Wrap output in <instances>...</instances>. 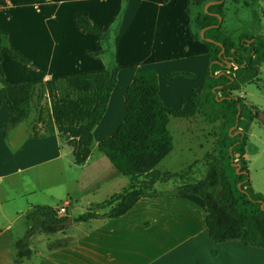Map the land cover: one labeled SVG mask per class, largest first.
I'll return each mask as SVG.
<instances>
[{"label":"crops","instance_id":"crops-1","mask_svg":"<svg viewBox=\"0 0 264 264\" xmlns=\"http://www.w3.org/2000/svg\"><path fill=\"white\" fill-rule=\"evenodd\" d=\"M123 1L0 0V32L8 47L21 57L2 52L5 82L8 86H37L29 118L5 134L12 112L0 83V190L7 187V198L3 201L0 195V264H15V243L29 229L15 232L16 221L23 218L27 222V215L35 207L63 208L64 216L73 221L89 210L99 211L98 205L132 187V179L119 173L103 153L95 155L94 149L113 136L125 120L124 95L136 73L157 71L159 95L171 109H180L183 99L204 87L210 57L205 43L192 36L195 29L186 12L188 0H127L121 14ZM78 14L102 34L112 30L121 14L115 39L118 88L93 131L87 162L78 166L73 157V162L59 171L56 167H61L65 152L63 139L56 128L53 133H45L52 110L48 93L39 87L48 81L110 67L104 59L110 51L109 41L95 32L82 31L75 19ZM9 69L14 71L10 78L16 80L15 84L8 83ZM180 72L193 77L171 76ZM243 87L238 93L241 97ZM45 114L50 115L46 122ZM193 121L194 117L190 118ZM211 153L207 150L203 159ZM45 167L53 171L40 170ZM194 172L195 168L185 180ZM46 180H53V186H46ZM160 183L165 181L157 183L154 190L169 192L177 188L175 182L171 188L156 189ZM15 186L24 190L19 192ZM21 199L25 208H13ZM4 208L9 215L4 214ZM84 208L86 211H80ZM72 210H76L74 217ZM250 247L236 241L214 243L205 226V201L199 195L181 193L141 198L118 218L100 217L80 223L79 233L69 246L32 249L33 256L20 264H255Z\"/></svg>","mask_w":264,"mask_h":264},{"label":"trees","instance_id":"trees-1","mask_svg":"<svg viewBox=\"0 0 264 264\" xmlns=\"http://www.w3.org/2000/svg\"><path fill=\"white\" fill-rule=\"evenodd\" d=\"M221 0H188L186 12L193 17V38L205 43L210 57L204 87L199 93L182 101L180 109L165 106L159 95V78L155 69L136 73L124 95L127 116L117 132L102 141L98 149L123 176L130 177L132 187L122 194L97 206V210L109 209V218L115 219L128 212L145 197L175 196L181 193L199 195L205 201V226L209 237L216 244L240 242L253 248L264 249V194L255 192L249 177V164L245 159L249 130L256 119L254 108L238 95L242 87L258 81L264 65V36L243 34L233 40L222 30L224 5L205 6ZM204 7L202 12L197 9ZM84 32H95L103 38L106 34L84 16L75 17ZM224 21V20H223ZM218 26V27H216ZM207 29L205 38L201 31ZM220 43L224 47L222 53ZM7 51L17 59L21 57L6 44L0 32V83L12 112L5 134L29 118L31 104L37 92L34 84L8 86L3 72L2 52ZM232 64L231 69L226 63ZM119 68L48 81L40 90L49 95L51 118L48 133L56 128L59 136L73 151L74 163L81 166L91 156L93 131L107 111L112 92L118 88ZM171 76L193 77L180 72ZM204 112L212 122L221 120L219 153L211 155L205 178L184 184L173 191L154 190L157 183L170 181L184 175L162 173L158 165L173 151V138L168 129L170 118L190 119ZM233 128L232 131H230ZM238 154V157H237ZM209 156V155H208ZM142 179V180H140ZM31 225L25 235L16 241L15 264L33 256L31 238L37 233L56 234L64 230L62 225L70 220L59 217L57 210L37 206L28 215ZM96 210H89L73 220L86 223L98 219ZM70 244L61 247H67Z\"/></svg>","mask_w":264,"mask_h":264},{"label":"rangeland","instance_id":"rangeland-1","mask_svg":"<svg viewBox=\"0 0 264 264\" xmlns=\"http://www.w3.org/2000/svg\"><path fill=\"white\" fill-rule=\"evenodd\" d=\"M122 4L121 14L126 8L127 0H124ZM203 9L204 7H200L197 9V12H202ZM121 14L115 20L112 30L107 32V34L105 33L106 36L104 37L109 41L108 43L110 45V51L106 53L104 58L110 62L109 68L116 65L115 54L117 42L115 39L118 31V24L121 21ZM223 20L222 30L233 40H237L243 34L250 36H264V0H225ZM191 25L193 26V17H191ZM3 55L7 56L6 53ZM13 73V69H9L8 83L10 84H15L16 82V80L10 78V75L12 77ZM242 97L245 98L248 106L254 108L252 113L254 115L256 114V119L249 130V140L246 147L245 159L249 164V177L252 188L255 192L264 194V65L261 68V75L258 81L252 84H246L243 87ZM47 105H49L48 102ZM44 117L46 122L50 115L45 114ZM171 118H173V120L169 124V131L173 138L174 149L171 154L158 165L157 170L170 173H179L182 170H185L183 176L174 180L177 182L178 187L180 183L188 184L197 182L206 176L208 170L207 165L211 160V155H213V153L218 155L220 151L218 140L222 134L223 121L217 120L212 122L210 116L204 112H200L194 117L193 122L197 127L190 122V119ZM232 130L233 128L230 131ZM45 133H48V127L45 128ZM35 134L38 135L39 132H36ZM204 139H208V141ZM62 145L65 152L63 159L59 162L61 166L59 167L60 169L56 167V170L59 171H63L65 165L73 162L71 147L65 141H63ZM200 145H202V147H200ZM207 150L212 153L208 154L209 156L206 158V162V160L203 159V153L207 152ZM94 154H100L97 147L94 149ZM194 168L196 172H194L191 175V178L186 181V175L191 173ZM40 170L48 173L53 171V169H48L47 167ZM33 173L36 174L37 172ZM128 181L130 183L129 179ZM174 181L160 183L156 186V189L171 188L174 186ZM46 184V186H53V180H46ZM15 188H17L19 192L24 190L22 187L18 188L15 186ZM0 191L1 198L4 201L7 198V187L3 186ZM36 199L41 201L38 197ZM15 207H19L20 209L25 208L22 199L14 202L13 208ZM83 210L86 211L85 208L80 209V211L84 212ZM70 212L72 217H74L76 210ZM97 213L101 218H109V209L99 210ZM4 214L9 215L7 208H4ZM16 222L15 232L20 234L23 228L26 229L31 225V221L28 218V224L26 219L23 218L18 219ZM64 227V230L56 234L37 233L34 238L32 237L34 239L32 242V249L42 251L44 249L58 248L73 243L79 233L80 223L73 222L72 225ZM23 234L20 235L21 238L24 236ZM250 248L254 251L253 259L255 260V264H264V249Z\"/></svg>","mask_w":264,"mask_h":264},{"label":"water","instance_id":"water-1","mask_svg":"<svg viewBox=\"0 0 264 264\" xmlns=\"http://www.w3.org/2000/svg\"><path fill=\"white\" fill-rule=\"evenodd\" d=\"M224 1H225V0H221V1H213V2L208 3V4L205 6V10H206V12H207V9H208L210 6L217 5V4H221V3H223ZM217 17L219 18V25L222 24V22H223L222 17L219 16V15H217ZM216 27H218V26H216ZM206 30H207V29H204V30L201 31V37H202V39H205L206 41H208V42H210V43H213V42H214L213 40L205 38V32H206ZM215 43H216L217 45L221 46V48H222V53H224L225 50H224L223 45L220 44V43H217V42H215ZM226 65H227V68H228V69H231V67H232V64H231V63L227 62ZM263 207H264V205H262V208H263ZM72 224H73V221H72V220H68V221L64 222L62 225H63V226H68V225H72Z\"/></svg>","mask_w":264,"mask_h":264},{"label":"built area","instance_id":"built-area-1","mask_svg":"<svg viewBox=\"0 0 264 264\" xmlns=\"http://www.w3.org/2000/svg\"><path fill=\"white\" fill-rule=\"evenodd\" d=\"M57 212H58V216L59 217H64L65 209H63V208L62 209H59Z\"/></svg>","mask_w":264,"mask_h":264}]
</instances>
